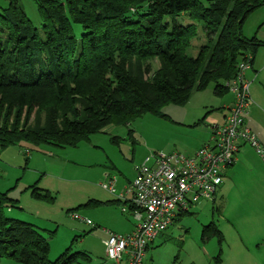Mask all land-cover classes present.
<instances>
[{
    "label": "trees",
    "instance_id": "obj_1",
    "mask_svg": "<svg viewBox=\"0 0 264 264\" xmlns=\"http://www.w3.org/2000/svg\"><path fill=\"white\" fill-rule=\"evenodd\" d=\"M33 2L40 30L17 0L0 8L2 149L20 142L77 147L110 124L183 105L210 83L215 94H225V83L235 78L240 62L251 65L263 46L255 35L243 34V25L264 9V0ZM200 23L206 42L192 56ZM29 189L36 200L49 195L37 182ZM17 203L5 194L1 198L0 262L80 264L88 258L69 247L51 262L42 230L4 215V204ZM188 214H179L175 222ZM212 236L222 241L214 224L203 226L202 238ZM220 261L221 251L214 262Z\"/></svg>",
    "mask_w": 264,
    "mask_h": 264
},
{
    "label": "rangeland",
    "instance_id": "obj_2",
    "mask_svg": "<svg viewBox=\"0 0 264 264\" xmlns=\"http://www.w3.org/2000/svg\"><path fill=\"white\" fill-rule=\"evenodd\" d=\"M10 1L0 0V8L7 7ZM17 1L40 30L41 20L33 0ZM199 1L207 5V0ZM183 23L190 22L185 19ZM243 34L247 38L255 35L263 42L257 48L254 61L257 71L263 67L264 82L263 8L246 19ZM205 42L200 23L190 54L195 56ZM152 66L155 70L156 62ZM249 93L251 105L246 123L264 147V85L250 84ZM230 98L229 92L215 94L214 83H210L203 91L193 92L183 105L169 104L155 114L110 124L77 147L42 145L36 148L27 142L0 147V202L4 194L18 201L15 207L4 204V215L32 223L42 230L49 243L51 262L71 247L72 253L88 256L80 264H116L104 255L106 231L127 236L133 228L118 205L106 204L116 198L100 186L107 183L105 174L115 176L118 194L123 185L134 180L136 168L147 156L195 154L210 140L206 120L222 122V108ZM238 158L239 164L228 171L217 199L191 206L188 215L176 220L155 239L145 252L142 264H228L242 254L248 261L260 258L258 251H264V160L247 146ZM36 182L42 192L48 191L45 200L32 198L29 186ZM72 215L85 218L92 225L78 222ZM210 224L220 230L221 242L213 236L202 238V227ZM219 251H222L221 263L214 262ZM261 261L264 264V256ZM0 264L19 263L2 260Z\"/></svg>",
    "mask_w": 264,
    "mask_h": 264
},
{
    "label": "built area",
    "instance_id": "obj_3",
    "mask_svg": "<svg viewBox=\"0 0 264 264\" xmlns=\"http://www.w3.org/2000/svg\"><path fill=\"white\" fill-rule=\"evenodd\" d=\"M250 68L248 61L240 62L235 78L225 83L233 101L225 108L222 122L208 124L207 144L191 156L182 153L147 156L136 168L135 178L127 188L131 200L121 208L122 213L131 216L134 229L127 236L106 231L104 255L108 260L116 264H142L149 245L172 227L179 214L188 213L199 201L216 199L224 173L236 163L243 146H249L264 160V147L246 123L251 82L245 78V72ZM114 182L111 178L100 186L113 194ZM71 217L92 225L78 215Z\"/></svg>",
    "mask_w": 264,
    "mask_h": 264
},
{
    "label": "crops",
    "instance_id": "obj_4",
    "mask_svg": "<svg viewBox=\"0 0 264 264\" xmlns=\"http://www.w3.org/2000/svg\"><path fill=\"white\" fill-rule=\"evenodd\" d=\"M254 59H255V57H254ZM254 59H253V62H252V64H251V68L249 69V70H247L246 72H245V78L248 80V81H250L251 82V84H253V85H260V83L261 84H263L264 85V82H263V80H262V73L263 72H261V70L263 69V67H261V69L259 70V71H257L258 70V68H256V67H258L256 64H255V61H254ZM249 78V79H248ZM231 95V94H230ZM233 96L231 95V100H229V102L227 103V104H225V106H223V110L224 111H222V118H223V116L225 115V108H227L229 105H231V103H232V101H233ZM251 98V97H250ZM212 121H217V120H215V119H207L206 120V122H205V125L206 126H208L209 127V125L208 124H210ZM251 130V129H250ZM252 131V130H251ZM255 135V134H254ZM257 138V137H256ZM258 139V138H257ZM258 141H259V143L262 145V143H261V141L258 139ZM208 143V142H207ZM206 143V144H207ZM205 145V144H204ZM244 147H246V146H243L242 147V149H244ZM247 147H249V146H247ZM242 149H240V151L242 150ZM199 150V149H198ZM240 151H239V153H238V156H237V161H236V163L231 167V168H229L225 173H224V179L223 180H225V178H227V176L229 175V173H230V170H232L237 164H239V162H240V159L238 158L239 157V154H240ZM244 158V157H243ZM228 171H229V173H228ZM106 176L108 177V178H106ZM111 178H114L115 179V182H114V190L116 191V189H115V186H116V178H115V176L114 175H111V174H109V173H106L105 174V179L106 180H108V179H111ZM131 184V182L130 181H128L125 185H123V187H122V189L120 190V192L118 193V194H116V192H114L113 194V196L116 198L115 200H112V201H109V202H107L106 204H108V205H110V206H115V205H118L119 207H120V212H121V208H122V206H124V204L123 203H125V202H128V201H130L131 200V196L129 195V193H128V191H127V188H128V186ZM47 191V190H46ZM129 196H130V198H129ZM217 197H218V194H217V196H216V199H217ZM215 199V200H216ZM214 200V201H215ZM91 201V200H90ZM89 201V202H90ZM88 202V203H89ZM99 203V202H98ZM100 204H102V203H100ZM21 210H22V208H21ZM121 214H122V216L130 223V225H131V227L134 229V224H133V220H132V218H131V216L129 215V214H127V213H122L121 212ZM126 216V217H125ZM133 229H132V231H133ZM131 231V232H132ZM154 243V242H153ZM153 243H151L150 245H149V247L153 244ZM148 247V248H149ZM237 253L238 254H242V252L241 251H237ZM258 253H260L259 255H260V258L258 257V258H254V260L253 261H248V260H245V258L243 257V254H242V256H240V257H235L234 259H232L231 261H228L229 263L228 264H262L263 262L261 261V259L263 258V256H264V251H258ZM221 254H222V251H221ZM233 256V253H231L230 252V257H232ZM222 262V259H221V261H220V263Z\"/></svg>",
    "mask_w": 264,
    "mask_h": 264
}]
</instances>
